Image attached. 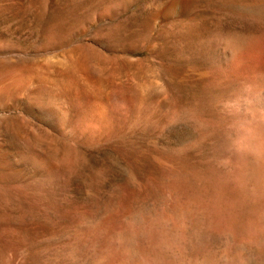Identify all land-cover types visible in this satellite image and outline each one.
<instances>
[{"label":"rangeland","instance_id":"rangeland-1","mask_svg":"<svg viewBox=\"0 0 264 264\" xmlns=\"http://www.w3.org/2000/svg\"><path fill=\"white\" fill-rule=\"evenodd\" d=\"M0 264H264V0H0Z\"/></svg>","mask_w":264,"mask_h":264}]
</instances>
